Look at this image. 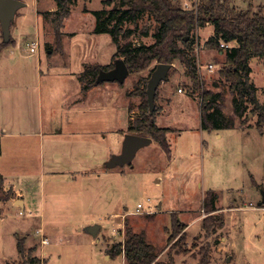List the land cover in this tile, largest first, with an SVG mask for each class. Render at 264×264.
Instances as JSON below:
<instances>
[{
	"label": "rangeland",
	"instance_id": "rangeland-1",
	"mask_svg": "<svg viewBox=\"0 0 264 264\" xmlns=\"http://www.w3.org/2000/svg\"><path fill=\"white\" fill-rule=\"evenodd\" d=\"M21 1L27 2L28 6L20 9L18 15L26 11V15L30 17L27 20L28 26H31L33 25L31 19L34 18L36 5L32 4L33 0ZM105 1L75 0L71 6V16L65 20V26L62 29L65 33L62 37V43L58 46L54 34L55 15L48 11L52 9L53 5L56 6V11L58 10L56 1L40 0V8L38 7V9L43 14L42 18L45 22L42 28L44 31L42 42L27 36L25 39L19 40V45L16 48L11 45L6 50L7 72L9 64H12L13 70L18 69V65H28L32 68V66L37 65V61L40 63L37 55L42 57L40 70L42 73L44 122L47 128L49 120L51 118L58 119L60 113L58 107H52L53 104L50 105L51 101L54 103V98H51L55 96L54 92L60 90L64 85V87H72L76 84L73 72L77 73L78 70H85L94 65L111 66V64H115L114 53L117 47L112 44L109 31L114 28L118 20L117 18L109 19V15L117 3L113 1L107 4ZM180 1L188 9L202 2V0ZM230 1L232 6L238 9L253 8L254 11L257 8L251 5L252 2L264 3V0ZM95 11H99V15H95ZM138 19L137 23L127 21L123 26L125 30L131 29L133 31L128 40H132L135 46L153 44L157 22L149 13H144ZM17 20L13 21L12 26L14 38L18 36V33L26 30V27L22 26V30L18 31L16 25L19 28L20 23ZM98 24L102 28L104 27L107 32L98 33ZM146 31L147 33H145ZM94 36L98 37L101 43H97L93 38ZM210 38L209 31L199 29L195 32V44L192 48L194 60L197 62L198 68L210 63L214 64L215 70L212 73L207 69L200 68L201 78L206 89L218 95L216 101L222 105V114L225 116L226 122H231L230 119L233 118L232 120L236 123L232 103L235 96L230 93L229 85L219 73L220 68L225 63L224 53L221 55L217 50H210L206 46V42ZM33 40L38 42V50L32 56L30 48ZM0 42H4L3 35L0 37ZM121 42L124 44L126 41L122 38ZM50 50L55 51V53L49 54ZM12 52L17 57L16 64L9 60L8 54L11 56ZM251 67L253 68L251 80L254 85L260 87L259 97L261 101H264V67L262 61L254 59ZM170 70L168 78L160 84L158 89L156 101L158 113L164 108L160 101L161 97L164 96L165 104L169 105L156 122L160 128L164 126L172 128L171 132L167 134L172 156L166 155V152L155 141L153 144L140 149L130 166L117 167L124 174L120 175L122 178L120 185L114 186L113 189L112 185L108 188L107 184L104 187H99L97 196H94L93 209L80 206L77 211H68L65 208L69 206L68 199L70 196L65 195L67 189L60 187L55 193L62 204L56 207V211L47 200L46 216L49 217L50 223L56 221L55 217L61 216L57 219L58 224L66 222V225L70 227L64 231H59L56 235L63 238L59 245L49 247V251L51 250L49 253L51 255L50 264H125L122 258L106 259L103 253L106 241L113 244L124 238L120 232H125L126 224L136 232L144 231L148 241L153 242L163 251L169 248L172 254L173 250L168 245L167 239L169 231H172L173 213L185 223L191 220L189 216L198 215L203 219L208 217L207 213L205 215L203 207L205 201L212 199L210 192L215 191H222L226 196L221 195L219 197L220 200L217 203L219 210L210 215H212L211 218L223 217L224 227L222 229L219 227L217 235L212 238L210 237L213 234L208 237L203 230L195 238L188 237L186 234L185 248L192 250L193 244H196L197 248L199 245L200 247L206 245L210 246L211 249L212 246L211 252L214 250L215 252L210 255L213 257L210 264H264V223L259 220L262 219L259 212L251 208V205L256 208L260 207L258 203L261 201L264 192V133H260L256 127H250L248 133L220 128L219 132L222 134V138L215 139L214 131L216 129L213 132L208 131L203 123L201 124L202 103L199 94L202 93L199 89L194 90L195 86L185 65L179 59L173 63ZM147 76H149V70L130 73L123 85L112 81L105 83L107 88L114 83L119 86L120 92L124 90L126 93V112L121 106L120 111H117L115 116L118 125H121L125 131L128 130L131 121L139 116V107L142 102L138 96L128 97V92L137 89L138 84L142 83ZM179 87H183L186 92L179 94ZM111 92L112 90L107 89L105 96L104 94L95 96L94 112L89 118L91 126L96 128L98 134H104V136L108 134V127L111 125L108 120L110 115L106 112L105 106L106 98L111 96ZM197 92L199 96L195 100ZM180 98H183V103L179 104L177 101ZM252 107L253 105L250 104L246 115H249ZM256 117L249 116L253 120ZM255 124L256 121H252V125L255 126ZM181 133L182 136L180 137L179 134ZM103 148L98 147L99 151H102ZM118 150L115 149V151ZM100 163V170H109L106 164ZM245 195H249L248 199L244 197ZM244 199H247L248 202ZM246 203L250 209L241 211L243 207H246ZM138 204L144 208L141 209V213L134 214L138 211ZM115 211L123 213L125 224L123 222L122 228L115 229L107 220L102 219L104 216L108 218ZM234 213L235 217L233 218ZM28 215V213L21 215L15 208L11 212L7 211L2 220L0 217V264H23L31 248L36 249L33 255L38 259L39 257L42 258L44 254L47 255L44 252L47 247L43 248L37 237L38 225L36 222L31 220L29 225L24 223L29 218ZM89 216H92L96 223L103 225V229L96 236L98 242L93 241L94 244L89 237L92 235L89 227L86 226L88 221L84 220L85 217ZM81 219H83V224L80 232L78 231L79 227L73 222ZM117 222L119 221L117 220ZM24 227L29 232L23 233ZM194 229L189 234L194 233ZM15 231L18 234H15ZM19 237L25 238L26 257H22L18 251L17 241ZM215 242L218 245H215ZM184 246L182 245V247ZM177 247L180 248V252H183L184 248ZM220 248L222 249L219 250ZM195 250L198 251V249ZM105 253L107 254L108 251ZM179 257L182 255L176 256L177 259ZM168 260V255L165 254L160 259L161 262ZM189 260L193 261V259ZM179 263L182 262L179 260Z\"/></svg>",
	"mask_w": 264,
	"mask_h": 264
},
{
	"label": "crops",
	"instance_id": "crops-1",
	"mask_svg": "<svg viewBox=\"0 0 264 264\" xmlns=\"http://www.w3.org/2000/svg\"><path fill=\"white\" fill-rule=\"evenodd\" d=\"M24 3V7H27V2ZM32 4L34 6L36 5L34 18L31 19L33 25L28 26L29 22L27 20H29L30 17L26 15V11L19 15L18 12L16 14L14 21L18 19L17 21L20 23L19 28L16 25L18 31L22 30V26H25L26 30L20 34L18 33V36L14 38L12 36L13 34L11 28V38L14 40L12 44L13 48H16L19 45L18 43L20 39H25L27 36L30 37V39L34 37L37 39L36 41L42 42V33L44 32L42 28L45 22H43V14L40 12V9H38V7L40 8V0H33ZM251 5L255 8H258L263 6L264 3L259 4L252 2ZM48 11L50 13H55L56 6L53 5L52 9ZM62 29H64V27ZM62 29L61 40L59 43L57 40L58 46L61 45L63 39L62 37L65 34ZM202 29L209 31L212 37L214 30L213 26L207 25ZM54 34L56 38V31H54ZM1 36L2 27L0 23V37ZM93 38H95L97 43H101L98 37L94 36ZM36 41L33 40L32 42L34 43ZM4 42H0V46ZM10 46L3 48L0 47V175L4 177L5 191L12 192L14 197L0 205V208L3 211V214L0 215V217L2 220V217H5L7 211L11 212L15 208L19 212H24V215L28 213L29 218H27L24 223H28L29 225L30 221L34 220L36 225H38L36 230L43 229L46 232V235L49 234L48 236L50 238L51 245L47 246L44 251L47 254L46 258L49 261L51 258V255L49 254L51 253V250L49 251V247H52L53 245L57 246L59 245V242L63 241L62 236L60 237L58 235L59 238H57L58 236L56 235L59 231H64V229H68L70 226L66 225V222H63V224H58L57 219L61 216L55 217V222L50 223L48 221L49 217L46 216V207L48 205L47 200H49L50 206L56 210V207L62 203L60 199L56 197L57 194L55 192H57L60 187H64L67 189L65 195L70 196L68 199L69 206L65 209L73 212L77 211L78 207L80 206L86 209H93L92 207L95 204L94 196H97L99 187H104V185L107 184L108 188L112 185L113 189L114 186L120 185L122 183V178L120 175L124 174H122V172H120L117 167L106 171L100 170L99 165L101 164L100 162L106 164L111 159L113 154H118L122 150L124 136L128 134V130L125 131L122 129L121 125H118L117 121L115 120V116L117 111H120L121 106L123 107L124 112H126V93L124 90L120 92L119 86L114 83L109 85L108 88L105 87L107 85L104 83L102 85L95 86L92 90L85 94L80 81V77L84 73V70H78L77 73L73 72L74 81H76V84L72 85V87H64V85L60 90H56V92H54L55 96L51 98H54V103L51 101L50 105L52 106L53 104L52 107H58L60 113L58 119L54 120V118H51L49 120V126L47 128L44 122L42 73L40 70L42 57L37 55L40 63L37 61V65L35 67L32 66V68L28 65H18V69L13 70L12 64H9L7 72L6 50ZM228 46L229 48L232 46H237V43L233 41L228 44ZM53 53H55V51H49V54L52 55ZM34 54L31 53L32 56ZM220 54L223 55V53ZM8 55L9 60H12V63L14 61V64H16L15 62L17 61V57H15L14 52L11 53V56L10 54ZM254 59L257 58H253L251 60V64L253 63ZM209 65H212V63L208 64L207 66ZM256 87L258 89V100L264 104V101H261L259 97L260 87L258 88L257 85ZM180 88L183 87H179L178 93ZM107 89L110 91L112 90L111 96L106 98L107 103L105 104L106 112L110 115L108 120L111 125L108 127V134L104 136V134L100 135L98 132H96V128L91 126L89 123V118L90 116L92 117L94 112L93 103L95 96L97 94H104L105 96ZM185 92L186 91L184 89L183 92H180L179 94H183ZM199 95L197 92L195 100ZM160 101L164 105V108L163 111L158 113L157 118H159V116L167 110L169 105L167 103L165 104L164 96L160 98ZM177 103H183V98H180ZM243 118L240 119L239 117H236L235 120H237V122L235 126L228 130H240L242 132L248 133L250 127H256V124L255 126L252 125V121L257 122V119L254 118L253 120L249 118L247 124L243 125ZM202 123L203 121L201 120V124ZM170 129L172 130V128ZM219 130L220 129H216L214 131L215 139L218 137L222 138V134L219 132ZM179 136L181 137L182 133L179 134ZM153 143L154 140L151 144ZM99 146L104 147L102 151H99ZM115 149L119 150L115 151ZM252 176L255 177L254 174H252ZM215 192L217 194V206V203L220 200L219 197L221 195H226L222 191ZM244 197L248 199L249 195H245ZM245 206L246 207H243L241 211L250 209L247 203ZM251 206V208H254L259 212V216H262V219L260 218L259 220L264 223V207L260 205L259 208H256L253 205ZM218 210L219 207L217 206V211ZM203 211L206 215L207 212L205 211V208ZM194 212L197 213L198 211ZM122 214V212L120 213L119 211H115L108 218L104 216L102 219L107 220V222L113 225L115 229H118L119 227L122 228L124 226L123 222L125 224V219L123 218ZM234 217L235 213L233 218ZM189 218L191 220L188 223L184 222L187 224L185 232L188 234V237L192 236L191 238H195L199 236L201 230H203L205 233L202 222L203 218L199 217L198 215L189 216ZM84 220L88 221L86 226L89 227V230L92 226L98 224L95 222V219L92 216L85 217ZM117 220L119 222H117ZM73 223H76V225L79 227L78 231L81 232L83 219ZM98 225H101V229H103L102 224ZM224 225L219 229H222ZM193 228H195V232L189 234ZM24 232L27 233L29 231L25 228L23 230V233ZM217 232L218 231L213 233V236L210 238L216 236ZM14 233L18 234L17 231ZM124 233L125 232L122 234L124 235ZM89 237L92 239V243L93 241L98 242L97 237H94L93 235H90ZM123 240L124 238L121 241ZM105 243L106 247L103 254L106 259H112L113 257H111L110 251L115 243L111 244L109 241H106ZM214 244L218 245L216 242ZM194 245L196 244H193L192 246L194 250L192 249L188 253L180 252L179 247L173 248V264H178L179 260L182 262L181 264H198L201 260V255L199 253L200 245L198 248H194ZM195 249H198V251ZM211 249L210 255L211 253L215 252V250L214 252H211ZM221 249L222 248L219 250ZM106 251H108L107 254L105 253ZM53 252L54 251L52 250V253ZM169 252V248L163 251L158 256L157 264H167V262L170 261ZM164 254L168 255L169 260L167 262L160 261ZM179 254H181L182 257L177 259L176 256ZM117 257L122 258L124 263L128 264L124 254H120ZM212 258L213 257L211 256V259ZM189 259H193V261L191 262Z\"/></svg>",
	"mask_w": 264,
	"mask_h": 264
},
{
	"label": "trees",
	"instance_id": "trees-1",
	"mask_svg": "<svg viewBox=\"0 0 264 264\" xmlns=\"http://www.w3.org/2000/svg\"><path fill=\"white\" fill-rule=\"evenodd\" d=\"M58 10L54 13L55 31L58 43L61 40V29L64 27L65 20L71 16V6L75 0H55ZM115 1L117 4L110 12L109 19H116L117 23L109 31L112 42L117 49L114 53V60L123 59L130 73H140L149 70V76L139 83L137 89L130 90L129 96H138L141 98L139 107V116L133 119L129 125L127 133H133L144 137H151L159 147L171 155V147L167 138L170 128H160L156 119L158 115V106L153 114L150 113V106L147 100V83L158 64L167 63L173 66L177 60L185 65L189 76L192 79L194 90L199 89L201 95V120L203 126L208 131L215 129L227 128L232 129L236 123L232 119L226 122L222 114V105L217 103L216 95L212 91L206 90L203 79L200 75V69L194 60L192 48L194 47L195 32L205 28L207 25L213 26V36L206 42L210 50H217L224 53L225 63L220 68V76L229 85V91L235 98L232 100L233 113L247 124L250 114L257 116L256 128L260 133L264 132V104L258 100V89L252 82L251 60L257 58L262 61L264 67V5L258 7L255 11L253 8L246 10L238 9L232 6L230 0H202L194 7L185 8L180 0H106L109 4ZM144 13H149L157 22L155 42L151 45L135 46L130 36L133 34L131 29L123 28L127 21L137 23L138 18ZM99 15V11L94 12ZM98 33L107 32L100 24L97 25ZM147 33V31L145 32ZM122 38L126 41L122 44ZM12 38L9 42L1 44V48L13 44ZM235 41L237 46L230 48L221 47L222 42L230 44ZM152 65H154L152 67ZM115 64L111 66L94 65L84 70L80 77L84 93H88L97 85L105 82H97L100 71H111ZM152 67V68H151ZM123 85V84H122ZM202 88V89H201ZM221 96V94H219ZM158 92L155 97L157 101ZM250 104L253 107L249 115H246ZM211 110H213L211 112ZM1 153V143H0ZM4 177L0 175V205L11 200L12 192L5 191ZM211 200L205 201L204 208L208 217L203 219V227L206 235L209 237L222 227L224 219L221 216L211 218L217 211L216 201L217 194L210 192ZM264 207V205H262ZM3 211L0 208V215ZM172 231H169L168 245L173 248L180 246L184 248L183 253L190 250L185 246L187 224L181 222L173 214ZM124 240L118 241L113 245L110 255L116 258L124 254L128 264H157L158 256L163 250L151 241H148L144 231L136 232L126 224ZM18 251L22 257H26L27 249L25 238H18ZM182 245L184 247H182ZM197 245H194L196 248ZM35 248L28 251V256L23 264H38L39 259L33 255ZM201 260L198 264H210V246L203 245L199 251ZM170 261L167 264H173L174 258L169 252ZM166 264V263H159Z\"/></svg>",
	"mask_w": 264,
	"mask_h": 264
},
{
	"label": "water",
	"instance_id": "water-1",
	"mask_svg": "<svg viewBox=\"0 0 264 264\" xmlns=\"http://www.w3.org/2000/svg\"><path fill=\"white\" fill-rule=\"evenodd\" d=\"M25 3L21 0H0V23L2 27L3 40L7 43L11 38V28L13 21L16 17L17 12L24 8ZM171 64L162 63L158 64L155 71L152 73L151 77L147 83V100L150 106V113L153 114L156 109L155 97L157 95L160 84L166 80L169 76ZM97 78V82H118L124 84L128 78L130 71L127 68L125 61L119 59L115 61L114 68L111 71H100ZM153 142L151 137L140 136L133 133H128L124 136V141L122 145V150L118 154H113L111 159L106 163L109 169L119 166H130L134 159L136 158L137 152L147 147ZM262 201L258 205H264V192L262 193ZM101 229L100 225H94L90 229V233L96 237Z\"/></svg>",
	"mask_w": 264,
	"mask_h": 264
},
{
	"label": "built area",
	"instance_id": "built-area-1",
	"mask_svg": "<svg viewBox=\"0 0 264 264\" xmlns=\"http://www.w3.org/2000/svg\"><path fill=\"white\" fill-rule=\"evenodd\" d=\"M221 47L223 48H229L228 44H226L225 42H222L221 44ZM38 50V42H34L32 45H31V48H30V51L32 54L36 53ZM200 68H204V69H207L208 71L210 72H213L215 69H214V65H209V66H199V69ZM201 70V69H200ZM183 88H180L179 90V93L180 92H183ZM137 210L136 212H134V214H139L141 213V209L144 208L141 204H138L137 205ZM133 213V212H132ZM21 215H24V212H20ZM123 232H120V235H122ZM36 234H37V237L39 238L40 240V243L42 244L43 248L51 245V241H50V238L48 235H46V232L43 230V229H38L36 230ZM47 255H43L42 258L39 257V263L38 264H49V261L48 259L45 257Z\"/></svg>",
	"mask_w": 264,
	"mask_h": 264
}]
</instances>
